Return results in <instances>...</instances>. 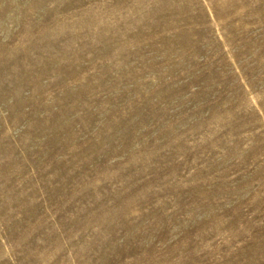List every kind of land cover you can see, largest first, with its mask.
Returning <instances> with one entry per match:
<instances>
[{"label":"rangeland","instance_id":"obj_1","mask_svg":"<svg viewBox=\"0 0 264 264\" xmlns=\"http://www.w3.org/2000/svg\"><path fill=\"white\" fill-rule=\"evenodd\" d=\"M0 94V264H264V0H0Z\"/></svg>","mask_w":264,"mask_h":264},{"label":"bare ground","instance_id":"obj_2","mask_svg":"<svg viewBox=\"0 0 264 264\" xmlns=\"http://www.w3.org/2000/svg\"><path fill=\"white\" fill-rule=\"evenodd\" d=\"M1 95V94H0ZM3 100V99H2Z\"/></svg>","mask_w":264,"mask_h":264}]
</instances>
